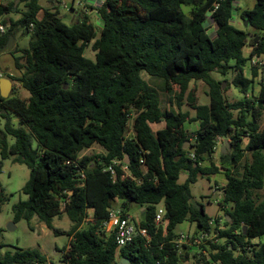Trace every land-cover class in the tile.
<instances>
[{"label": "trees", "instance_id": "16d2710c", "mask_svg": "<svg viewBox=\"0 0 264 264\" xmlns=\"http://www.w3.org/2000/svg\"><path fill=\"white\" fill-rule=\"evenodd\" d=\"M238 1L105 0L98 35L84 13L65 23L59 2L44 8L39 0H20L22 11L15 1L0 0L6 28L0 51L22 31L32 38L27 48L10 53L21 76L9 75L13 92L0 94V174L7 160L30 170L22 188L28 198L14 205V222L37 218L56 236L71 237L63 264H118L122 258L129 264H184L189 256L176 244L184 222L195 224L196 233L219 234L221 242L208 243L210 261L204 264H264V244L254 243L264 235V199L255 194L264 188V80L252 94L258 72L253 68L251 78L244 72L253 57L264 55V0L252 9L238 8ZM236 11L246 30L235 26ZM90 45L94 60L85 56ZM231 71L236 75L229 83L245 96L237 102L225 97L228 81L212 76ZM142 72L162 80L177 110H162L158 90ZM199 81L208 86L207 105L190 89ZM18 87L30 96H17ZM161 122L165 128L154 133L150 125ZM195 123L198 129H186ZM218 138L229 140L232 150L219 152L217 164ZM95 145L104 152L81 155ZM220 172L227 179L220 189L222 228L219 219L211 224L204 204L192 202L191 192L200 177ZM183 173L187 178L180 183ZM5 200L0 184V211ZM161 203L165 229L155 224ZM131 204L144 208L139 226L151 239L137 237L119 248L105 223L113 208L129 214ZM63 215L72 223L69 230L53 225ZM5 247L0 243V264H53L37 249L2 254Z\"/></svg>", "mask_w": 264, "mask_h": 264}, {"label": "rangeland", "instance_id": "374dc122", "mask_svg": "<svg viewBox=\"0 0 264 264\" xmlns=\"http://www.w3.org/2000/svg\"><path fill=\"white\" fill-rule=\"evenodd\" d=\"M15 1L17 3V6L20 4V0H3L4 3H9ZM59 2V9L60 13L63 14V20L67 24H71V11L70 10H63V5L66 4L69 8H72L74 10H78L79 6L78 4H81L84 2V0H39V3L44 8H52L53 2ZM240 3L241 8H251L255 4L256 0H240L238 1ZM55 3V4H56ZM58 5V3H57ZM25 4H20V10L24 11ZM10 14H6L4 17H9ZM13 17H18L17 14H11ZM1 19V18H0ZM1 21V20H0ZM93 23L95 24V27L97 29L98 35L100 33V27L99 24H97V19H92ZM235 26L239 29L246 30V26L243 23V21L239 18V15H237L234 18ZM31 34L26 33L25 31H22L18 34V36L10 43L9 47L0 51V73L4 75V77H8L10 70H15V63H14V57L10 54L11 52H15L16 50L27 48L29 46V43L31 41ZM15 47V49H14ZM15 50L11 51L10 50ZM246 56H249L247 53V50L245 51ZM85 56L94 60L95 59V52L92 50L91 45L87 48ZM258 71V77L255 79V91L252 92L256 93L259 89L258 83H260L261 80H264V67H262ZM252 71L253 67L251 66V62L248 63V65L245 67V74L248 78L252 77ZM15 75H19V71L16 69L14 72ZM144 80H146L152 87H154L156 90H158L160 94L161 99V106L165 109H171L176 108L175 100H173L172 105L170 102V97L165 92L162 91V80L157 79L154 77L149 76L146 72L141 73ZM236 72L231 71L226 77H223L222 75L218 73H212V76L215 79L218 80H227L228 83H225V87L223 89L226 99L229 102H237L241 99H243L245 96L233 85H231L229 82L235 77ZM17 86V85H16ZM190 89L196 90V97L197 102L199 104H208L209 103V97L207 96L208 86L204 82H192L190 84ZM13 92V90L10 92ZM15 94L21 98H27L30 96V94L18 87L17 92ZM251 91L249 92L248 97H250ZM183 110H189L187 105L183 107ZM192 115H195L194 111H191ZM13 122L16 126H19V118L17 115H13ZM132 122H133V116L130 121V126L128 130V135H132L133 129H132ZM261 129L264 128V111L262 118L259 122ZM0 127H4V121L0 119ZM190 127H193L192 124ZM229 141V140H228ZM13 142V140H11ZM188 146V144H187ZM225 146V144H222L220 148L217 150V161L219 160V152H221L222 147ZM232 150V147L230 146V149H228V152ZM103 153V149L95 145L92 149L84 151L81 155H99ZM251 155L248 153L246 155L245 160H249ZM1 160V157H0ZM245 162V161H244ZM243 162V163H244ZM30 177V170L27 168V166L19 164V163H13L12 160H7L4 162V166L2 169V173L0 174V184L4 188V196L6 200L1 206L0 211V243H3L6 245V247L2 250V254H4L7 251L15 252L16 250H29V249H37L40 252H42L49 260V262L53 264H63V252L62 250L67 247L70 244V237L68 235H61L56 236L52 230L47 228V226L40 222L37 218L33 219L31 223L27 222L26 220L22 219L19 222H14V211L13 207L16 205L20 200H27V196L22 193V188L26 184ZM187 178V175L183 173L180 177V183H184ZM227 184L226 175L223 172H220L218 174L212 175L210 177H200L197 181V183L193 184L191 186V192H192V202L193 203H202L204 204L206 208L207 214L212 218H224L225 213L221 210V207L219 205L220 202V194L219 189L224 187ZM216 189V191H215ZM257 197L264 199V188L261 191H258L255 193ZM120 205V203L118 202ZM141 208L136 204L130 205V215L134 217L135 220L139 221L142 219V212L140 210ZM13 224V228L9 229L10 225ZM53 225L57 228H61L63 230H69L72 226L71 221L66 215H63L60 218H55L53 221ZM220 227L224 226L223 221L219 225ZM196 231V225L190 224L188 222H184L183 224L179 225L176 229V232L180 235V233L192 235L193 232ZM221 242V240L219 241ZM254 243L264 244V235L257 238ZM188 249H182L183 255L185 252H187L189 259L184 264H204L205 261H210V254L208 252V249H210V246L207 242L202 243L203 246L207 247V250H204L201 248V246H195L191 243L185 244ZM201 254L203 256H201ZM203 258V259H202Z\"/></svg>", "mask_w": 264, "mask_h": 264}, {"label": "built area", "instance_id": "2783aa9c", "mask_svg": "<svg viewBox=\"0 0 264 264\" xmlns=\"http://www.w3.org/2000/svg\"><path fill=\"white\" fill-rule=\"evenodd\" d=\"M238 3L239 2H237V4ZM104 4H105V0H86L85 3L78 4V6L85 9H90L95 13H97L98 15V10L101 9L104 6ZM70 9L71 8H69L66 4L63 5V10H70ZM234 16L235 17L237 16V11L235 12ZM5 31L6 28L2 24H0V35L5 33ZM250 62L253 68H257L260 70L262 67H264V55L253 57ZM2 78H4V75L0 73V79ZM224 140H225L224 138H218L217 144L218 142H223ZM108 170L114 173V168L112 165L108 167ZM217 219H219V225L222 221L224 223V218L216 217L211 221V224L213 226H217ZM155 224L157 228H164V229L167 225L166 208L163 203L157 206V210L155 214ZM219 225L218 227H220ZM220 228H222V226ZM105 229L107 232L115 233L116 241L119 248L125 247L126 245L130 244L137 237H142L147 242H149L151 239L147 229L141 228L139 226V222H137L134 219V217L130 215V213L127 214L126 212H124V209L122 207H116L111 210L110 218L105 223ZM218 235L219 234L217 232L208 234L205 231H200L198 233H196L195 231L193 232L192 235L180 233L179 238L176 241V244L177 247L181 250V252L183 246L188 242L198 247L201 246L202 248L203 246L202 243L204 242L218 243L219 242L217 239ZM208 245L210 246V244Z\"/></svg>", "mask_w": 264, "mask_h": 264}, {"label": "crops", "instance_id": "0c3cea01", "mask_svg": "<svg viewBox=\"0 0 264 264\" xmlns=\"http://www.w3.org/2000/svg\"><path fill=\"white\" fill-rule=\"evenodd\" d=\"M2 2H3V0H1ZM85 1L86 0H84V2L83 3H85ZM240 1V0H239ZM4 3V2H3ZM256 3V2H255ZM255 5V4H254ZM254 5H253V7H254ZM237 7L238 8H240V9H243V8H241V6H240V3H238L237 4ZM253 7H251V8H249V9H252ZM70 11H71V15H70V19H71V22L73 23V22H75L79 17H81V14L82 13H84L85 15H87L88 17H89V19H90V22L95 26V24L93 23V21H92V19H97V24H99V27H100V29H102V23H101V21H100V19H99V17H98V15H97V13H95L94 11H92V10H90V9H85V8H82V7H80L79 6V8H78V10H74V9H70ZM63 13L61 12V15H62ZM19 16L20 15H18V17H13V16H9V17H12V18H14V19H18L19 18ZM62 17H63V15H62ZM1 20V19H0ZM244 23V22H243ZM1 24V23H0ZM14 49H15V47H14ZM10 50V52L11 51H15V50ZM247 50V53H248V55L250 54V52H251V50H252V47H250V46H247L245 49H244V55L246 56V51ZM17 56H19L20 54H16ZM256 70H257V68H255ZM16 71V67H15V70H10V73H9V75H11V76H14V72ZM258 71V70H257ZM246 75V74H245ZM16 77H20L21 76V72L19 71V75H15ZM258 77V76H257ZM2 79H9L8 77H4V78H2ZM2 79H0V81L2 80ZM256 79V78H255ZM10 80V79H9ZM11 81V80H10ZM12 82V81H11ZM258 86H259V83H258ZM20 88H22V87H20ZM23 89V88H22ZM12 90H13V82H12ZM256 89L254 88V91H255ZM259 90H260V86H259V89L257 90V92H259ZM256 92V93H257ZM28 98V97H27ZM209 103H210V100H209ZM208 103V104H209ZM204 105H207V104H204ZM188 107V106H187ZM161 108H162V106H161ZM189 108V107H188ZM171 109H174V108H171ZM171 109H165V110H171ZM162 110H164L163 108H162ZM185 111V110H184ZM187 111V110H186ZM190 125L191 124H186V129L187 130H189V131H195L196 129H198V126H199V124L198 123H195V124H192V126L193 127H190ZM151 126V129H152V131L154 132V133H156V132H158L159 130H162V129H164L165 128V126H166V124L164 123V122H161V123H156V124H151L150 125ZM132 134H133V132H132ZM222 144H225V140L223 141V142H218V144H217V150L220 148V146L222 145ZM187 146V145H186ZM92 149V148H91ZM90 150V149H89ZM217 150H216V153L214 154V161L218 164V161H217ZM222 150V149H221ZM104 152V151H103ZM215 191H216V189H215ZM217 192H219V194H220V196H221V194H222V192L220 191V189H219V191H217ZM141 210V212H143L144 211V208H141L140 209ZM137 221V220H136ZM141 220H139V221H137V222H140ZM72 240V238L70 237V241ZM254 242H255V240H254Z\"/></svg>", "mask_w": 264, "mask_h": 264}, {"label": "water", "instance_id": "95a60500", "mask_svg": "<svg viewBox=\"0 0 264 264\" xmlns=\"http://www.w3.org/2000/svg\"><path fill=\"white\" fill-rule=\"evenodd\" d=\"M17 6V3L16 5ZM225 87V83H223V89ZM12 91V82L9 79H2L0 81V94L3 98H8L10 96V92ZM187 147V146H186ZM228 149H230V145L228 141H225V146L222 147V154H227ZM125 163H129L128 157ZM13 228V224L10 225L9 229ZM118 264H129V260L122 258Z\"/></svg>", "mask_w": 264, "mask_h": 264}]
</instances>
